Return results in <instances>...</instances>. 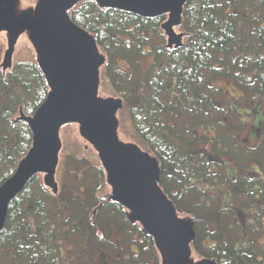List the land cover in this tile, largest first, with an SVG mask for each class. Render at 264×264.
Masks as SVG:
<instances>
[{
  "label": "trees",
  "instance_id": "trees-1",
  "mask_svg": "<svg viewBox=\"0 0 264 264\" xmlns=\"http://www.w3.org/2000/svg\"><path fill=\"white\" fill-rule=\"evenodd\" d=\"M95 1L81 2L70 20L92 33L97 46L108 54V79L123 99L134 132L159 163L163 191L180 213L194 217L193 250L216 264H259L254 248L248 255L246 245L236 246L238 240L229 235L232 228L223 222L229 210L222 208L218 195L209 194L208 202L202 198L194 203L191 199L188 206L185 199L193 192L189 188L198 181L204 184L213 180V167H223L216 160L209 163L208 152L198 146L207 139L226 153L237 146L226 133L228 124L221 125V110L213 99L218 90L214 81L231 78L239 88L264 97V0H186L179 24L182 39L173 44L164 29L167 13L146 16ZM148 44L149 49L145 46ZM1 52L0 188L14 176L32 149V119L52 90L39 61H22L7 72L1 63ZM116 54H125L134 62L135 71L140 69V57L151 55L153 61L147 70L136 71L131 78L121 73L122 79L118 78L128 84L122 88L112 70ZM208 132L224 135L211 137ZM94 170L95 182L89 185L92 191L84 201L81 194L77 196L79 200L72 197L74 203L70 206L61 199L64 192L73 193L64 189L65 183L55 190L47 176H39L44 170L29 178L10 200L0 226V264H86L88 251L73 252L74 248L60 246L68 243L75 247L76 237L86 238L93 246H111L117 264H160L156 238L140 229L122 202L99 197L108 178L103 164ZM254 181L257 183V179ZM195 195L198 200L199 195ZM103 208L110 209L120 226L125 224V231L134 229L137 234L121 233V245L111 241L110 235L101 240L97 228L105 233L112 223L104 221L111 215H102ZM208 238L210 244H206ZM67 252L74 257L72 261L64 256Z\"/></svg>",
  "mask_w": 264,
  "mask_h": 264
},
{
  "label": "rangeland",
  "instance_id": "rangeland-1",
  "mask_svg": "<svg viewBox=\"0 0 264 264\" xmlns=\"http://www.w3.org/2000/svg\"><path fill=\"white\" fill-rule=\"evenodd\" d=\"M52 1L54 2L56 7L59 6V8H65L64 11L70 18L72 9L79 4L81 5V2H83L84 0ZM70 2H72V4H70L69 6H65V4H68ZM95 2L96 4H100V2ZM171 6L176 7L177 3H174V0L171 3L168 0H160L159 3L153 5L151 4V2H149L148 12L158 13L161 11H166L160 13H167L166 22L164 23L166 24V27L164 28L166 32L163 29L162 32H165L168 35H170L169 32H172L174 34L173 35L171 33L172 41L180 42L182 39L181 28L179 27L180 21L178 19V15L170 17L172 12L173 15L175 14V10H168ZM39 13L42 18V22H46L45 19H47V22L51 21L49 19H54L55 11L53 10L51 0H0V50L2 51L1 63H3L5 71L10 72L15 64L17 65L22 61H28L30 59L35 60L36 62L39 61L41 65H44V67L47 66L53 78L57 80V82H55L56 86L54 85L53 90L49 91V96L54 94L55 92H59L57 96L52 97L50 107L48 108V104L46 101V104L44 105L45 107L40 112L41 114L35 124L38 127L43 128V131L39 134L38 137L34 136L33 147L24 159H26L30 155L31 151L36 149L35 142H37V138H49V136L51 135V125H53L54 130L56 124H58L57 121L61 119L60 113L62 114L63 121H65L67 118L77 117L79 120L72 119L63 122L58 127L57 133L53 131L54 136L52 139V146L49 145L51 149L57 153L54 162L55 165L54 167L52 166L53 170L51 169L53 171L54 181L58 183L59 186L61 183H65V188H63L65 190L68 189L70 191H73V193L64 192L61 198L62 202L63 204L70 206L71 203H74L72 197L78 199L77 196L80 194L84 201L86 199L87 193L91 192L93 188V186L89 185L95 182L93 178V175L95 173L94 168L98 165L102 166V164L105 167V171L107 173L106 179L108 178V182H105V190H101L98 195L104 200H112L115 194L114 183L119 186L120 179L124 177V167L121 162L122 160L120 159V157L114 158L113 156V149L115 148L117 143H119V145L121 146V150L123 151L122 153L124 154H127V147L128 149H132V153L135 154L144 153L145 151L147 152V148L145 147L141 138H139L134 132L132 123L128 118V112L126 114L123 99L120 98L119 94L114 91L112 82L108 79L109 74H107L106 70V68L109 67L107 64L108 54H106L105 56L104 49L100 48V51L98 49V46L96 45L98 54L100 55V52L101 54L104 53L103 58L99 57V63L95 61V57L92 58L89 55H86L84 58L83 52L79 47L81 43H76L75 38V36H77L78 38V35L80 34H78V32L73 29H71L70 32L68 26H62L65 25L62 22L59 23L64 28L61 33L58 29H56L52 34V30L46 29L48 23L46 26L45 24H42V27H34L35 32L32 33V25L38 24ZM54 24H56L55 26H57V22H54ZM75 28L78 29L77 27ZM13 31L15 32L14 36L16 38L14 37L15 42L14 48L12 49L13 52L11 53L12 58L10 60V63L7 64L5 60V54H7V50L8 52L10 50V41ZM78 31L83 33L79 29ZM148 36L149 35H147V37ZM55 38L59 40L60 38H62V43L57 42ZM138 40L139 39L137 38L136 42H138ZM53 43H56V45L54 46ZM66 43L68 44V46L66 45ZM145 46L148 49L150 48V44ZM43 54H50L51 60L47 61V63L41 62L44 58ZM81 58H83L82 64L85 66V68L87 63L91 59L93 68L97 69L98 67L99 78L97 79V81L99 85L96 93V100L93 99L92 95H89L90 92L88 88H83L82 93L73 90L78 88L82 83V81L77 78L81 77L84 74L85 70L82 69L81 64L79 63V60H81ZM152 61L153 60L151 55L140 57V69L136 71L140 72L147 70ZM112 62V70L113 72H115L116 78H121V73H123L122 75L128 78L133 77V75L136 73V71L133 70L134 68H136L135 63L132 61L130 62L125 54H116L113 57ZM59 64L62 67L61 71L63 76L60 75L62 81V77H64L65 80H71L69 86L66 84V88L61 86L62 82L59 74H57ZM70 68H74V70ZM254 74L255 73H252L253 76H255ZM134 77H137V75H135ZM119 78L118 80L120 81L121 87L127 88L128 84H126V82H121ZM82 79L85 81V87L86 83L90 82V77L88 75L82 77ZM213 84L218 89L214 94H212L214 101L218 103V107L221 110V125L226 126V124H228L226 133L228 134L230 139L234 138L237 146H235L233 149H229V153H226L224 150L220 151V147L217 149L216 145H214L215 143L211 142V139H207L206 141H204V144H200L198 146L199 148L204 147L208 152L207 157L209 163H214V160H216L220 163V165L222 164L223 167H213L214 172H211V175H213L211 179L213 180L206 182L205 179H203L206 183H208L206 184L204 182L205 186L203 182L198 181V184L196 186L189 188L193 192L189 193L186 197V205L188 206L191 199H194V203H199L200 199L202 198L205 199L204 202H208L207 196L209 194L219 195L221 200L223 199L222 208L229 210V212L226 213L227 215L223 219V222L227 226H230L232 228L229 235L238 240V242L236 241V246L240 245V243L242 244L249 241L251 237V231L253 229V238L251 240H254L258 243L260 242V244H263L262 246H264V206L263 210L261 206V204L264 202L263 194H259L257 197H255V192H259L260 190H255V184L249 182V179L262 173V169L264 168V97H260L259 94H251L248 90L245 91L244 89L239 88L234 84L233 79L231 78H218L214 81ZM122 92L126 94L124 90H122ZM20 93L21 92L19 91V99L21 96ZM29 97L32 98L31 96ZM81 102H86V104L81 105ZM77 104L80 106L78 107ZM67 106H69V108ZM99 107L102 109L97 110L100 109ZM73 108H79L82 113L80 114L79 110H72ZM85 112L96 113L99 120L101 119L102 121H113L115 125V127L113 126L114 129L105 128L102 125L100 127L96 126V124L93 123V120L87 118V114ZM214 119H216V117ZM0 127L2 129V125H0ZM100 128L102 131L100 130ZM212 128L217 130V126H214ZM106 131H108L109 133H107ZM97 135L100 136L98 137ZM213 135H216L217 137L221 136L223 138L224 132H221L219 135H217L215 132H208V136L214 137ZM47 140L48 139H46V143ZM234 141L232 139L233 144H235ZM101 142L105 146L102 147ZM227 144H223V146H226ZM40 148L41 147L39 146V149ZM38 157L39 155H37V158ZM132 159L133 161L140 162L133 166L134 168L145 167V162H141L139 158ZM86 162L91 165L85 164ZM40 163L41 162L39 160L31 159L29 162L27 161L23 166V170H27L28 168L31 169L33 166ZM106 165L113 176L112 180L110 178V173L106 168ZM134 168L130 169L136 172V176H130V180H142V174ZM48 170L49 169L44 170L45 173H40L39 176L44 179V176H47L49 173ZM63 172L64 177L62 176ZM86 174L88 175L85 176ZM56 183L55 185L57 186ZM259 184H261V182H259ZM158 187V182L151 181L148 190L153 191V193L159 194L160 192H158ZM203 189L207 190L209 193L205 192ZM253 190H255V192ZM249 193H252L254 195L250 197L251 194L249 195ZM67 194H70L71 197H68ZM141 194L142 197H144V194ZM195 194L199 195L198 200ZM98 195L95 194L93 195V197L98 200ZM157 197L162 198L163 196L160 193V196L157 195ZM88 200L90 201L91 198H88ZM254 200H256V202H254ZM204 202L202 203V205H204ZM124 205L129 213L133 212V207L128 204ZM228 206L235 208H228ZM109 210V208H103L102 215H107V212L108 214H110ZM240 210H242V212ZM132 214H136V222L138 223L140 229L147 228V222L143 219L141 213L135 212ZM90 216L93 217L92 214H90ZM114 216L115 215L106 216L107 219H105L104 221L112 222L110 223V228L108 226L105 233H102L101 230L99 231V229L97 228V235L98 237H101V240L102 238H104V235H110L111 241H114L116 244L121 245L123 243V240L121 239V233L122 236H125V234L129 236L132 233L137 234V232H134V229H132V231L130 232H127V230L125 231V224L122 223L123 225L120 226L118 224L119 221H117ZM189 216L193 217L192 215ZM189 216L187 214L185 215L179 213L178 217H180V221L178 223L180 225H183V221L191 220ZM236 218H238L239 221H236ZM249 224L251 226V231H249L248 229H244L249 228L250 226H247ZM128 225L130 226L129 223ZM129 226H127L128 230L131 229L129 228ZM215 227L216 223L212 225V229H215ZM188 234H191V231L188 232ZM188 237L189 236H184L181 239L177 238L172 244L171 241L169 242L168 249L171 259H169L167 254H165V252H163L162 250L160 252V249L157 246L159 257L161 260L160 264H195L200 260H205L203 257L198 256L195 253L191 245V240L188 243L189 251H187L186 259L183 257L186 251H184L183 249L181 250L180 248L176 250V247L180 243L184 244ZM165 238L166 235L163 236V239ZM73 241L75 242V247L68 243H60V246H63L66 250L74 248L73 252L76 250L88 251L89 254L87 256V259L85 258L86 264H117L116 261H114V255L110 251L111 246L103 247V244L102 246L98 244L93 246L89 241L86 240V238H84L83 240H79L76 237ZM163 241L164 240H162L161 238L157 240L160 247L161 244H164ZM210 242L211 238H208L206 240V244H210ZM246 248L250 249L249 246H246ZM64 256H66L70 261H72L74 258L72 257V254L69 255L68 252ZM119 256L122 257L121 255ZM262 256L263 254L261 252L259 257ZM211 261L215 263L214 260Z\"/></svg>",
  "mask_w": 264,
  "mask_h": 264
},
{
  "label": "water",
  "instance_id": "water-1",
  "mask_svg": "<svg viewBox=\"0 0 264 264\" xmlns=\"http://www.w3.org/2000/svg\"><path fill=\"white\" fill-rule=\"evenodd\" d=\"M98 2H100V4L102 6H112V7H118V8H122V9H126V10H130L133 12H137L146 16H156L160 13L166 12V11H161L158 13H149L148 12V3L151 2V4H157L160 2V0H129V1H122V0H97ZM163 1V0H162ZM170 3L173 0H168ZM52 2V7L53 10L55 11L54 13V19H49L51 20L50 22H42V18L40 16V13L38 14V24H33L32 25V33H34V27L36 26H40L42 27V24H45L46 29L52 30V34L54 32V30L58 29L59 32L61 33L63 31V27L62 26H68L69 31L71 32V29L75 30L76 32H78V38L77 36H75L76 38V43H81V45L79 46L81 48V51L83 52V56L85 58L86 55H89L90 57L94 58L96 62L99 63V57L100 55L98 54L97 51V47H96V42L93 39V37H91L88 33H86L85 31L81 30L80 28H78L69 18V16L65 13L64 9L65 8H59L55 6L54 2L51 0ZM74 2V1H72ZM72 2L65 4V6H69L70 4H72ZM186 2V0H174V3H177L176 7L171 6L168 10L173 9L175 10V14L173 15V12L171 14V17H174L175 15H178V19L179 21L181 20V13H182V8H183V4ZM65 3V2H64ZM40 11V10H38ZM47 12V11H46ZM173 15V16H172ZM48 17V16H47ZM56 19V20H55ZM178 21V22H179ZM54 22H57V26H55L56 24H54ZM64 23L65 25H60L59 23ZM177 22V23H178ZM77 27L79 30H81L83 33L79 32L78 29H76L75 27ZM16 27V26H13ZM166 27V25H165ZM19 32V30H18ZM170 33V43L173 44L174 42L172 41V32ZM173 34V33H172ZM15 32L13 31L12 33V38L10 41V50L9 52L7 51L6 54V63H10V60L12 58V52H13V48H14V42H15ZM174 35V34H173ZM15 37V38H14ZM54 38V37H53ZM57 42H61L63 41L62 38L57 39L55 38ZM66 41V40H65ZM69 44V42H68ZM68 44L66 43V45L68 46ZM53 45L55 46L56 43H53ZM62 46V44H61ZM68 48V47H67ZM52 50V49H51ZM82 56V54H81ZM43 59L41 62L43 63H47V61L51 60L50 58V54H43ZM47 59V60H46ZM91 59V58H90ZM83 62V58H81V60H79V63L81 64L82 69L84 70V74L81 77H77L78 79H80L82 81V83L79 85L78 88L73 89L79 93H82V89L83 88H88L89 89V95L93 96V99L96 100V93H97V89H98V81L97 79L98 77V67L93 68V64H92V59L87 63L86 68L85 66L82 64ZM79 64V66H80ZM44 68V71L47 75V78L49 82H57V80L55 78H53L51 72L48 70L47 66L44 67V65H42ZM62 67L59 64V67L57 69V74L63 76L62 71H61ZM72 70H74V68H70ZM90 77V82L86 83L85 85V81L82 79V77L88 76ZM49 76V77H48ZM63 81L61 79V85L62 87H67L66 84L69 86V84L71 83V80H65L64 77ZM76 78V79H77ZM53 84V83H52ZM59 92H55L54 94L49 96V99H47V104H48V108L50 107V104L52 102V97L57 96ZM46 104V102L44 103V105ZM82 104H86V102H81ZM42 106L40 108V110L38 111V113L36 114V116L34 117V119H32L33 121V125H34V131H35V136L38 137L40 133H42L43 128L38 127L35 122L37 121L38 117L40 116V112L43 110V108L45 106ZM78 105V104H77ZM109 105V104H108ZM80 105H78L79 107ZM69 108V106H67ZM72 107V106H71ZM100 108V107H99ZM97 109V110H101ZM70 110V109H69ZM72 110H79L80 114L82 113V111L79 108H73ZM91 111V110H90ZM87 114V118L93 120V123L96 124V126H103L105 128H112L114 129L115 125L113 121H102L101 119L99 120L98 115H96V113H91V112H85ZM61 115V119L59 121H57L58 124H56L55 129L53 130V125H51V135L49 136V138H37V142H35V147L36 149H34L33 151H31L30 155L24 159L20 165L19 168L17 170V172L14 174V176L12 178H10L1 188H0V226L3 224L5 217H6V213L8 210V204L10 202V200L12 199L13 196H15L19 191L22 190V188L24 187V185L26 184V182L29 180V178H31L35 173H37L39 170H47L49 169V173L47 175V179L48 182L53 183L54 184V189L57 190V186L55 185V181H54V177H53V168L54 167V162L56 159V155L57 153L51 149V147L49 145L52 144V139H53V131H55V133L58 132V127L63 123L66 122L68 120H72V119H78L77 117H72V118H67L65 121L62 120V114ZM54 120V119H53ZM79 120V119H78ZM81 122V121H80ZM112 123V124H111ZM114 126V127H113ZM101 130V128H100ZM102 131V130H101ZM107 133H109L108 131H106ZM98 137L100 135H97ZM117 138V137H116ZM46 139L47 143H46ZM102 147L105 146L102 142H101ZM39 146L41 147L39 149ZM52 146V145H51ZM121 146L119 145V143H117V145L115 146V148L113 149V156L115 157H120V160L123 164L124 170H123V174L124 177L122 179H120V185L117 186L116 183H114V188H115V194L113 197V200H117L122 202L123 204H128L130 205L132 208V213L135 212H139L142 214L143 219L147 222V228H143L144 231L146 232H150L157 240L159 238H161L162 240H164V244L158 245V242L156 240L157 246L163 252H165V254H167L168 258L171 259L170 255H169V249H168V244L171 241V244L174 242L175 239L177 238H183L184 236H189L186 240V242L184 244L180 243L177 247L176 250H178L179 248L184 251H186V253L183 255V257L186 259L187 258V251L188 250V246H189V241L191 240L192 242V238L195 235L194 232V222H192V220H186L183 221V225H180L178 222L180 221V217H178L179 211L176 207V205L168 198V196L165 194V192L163 191L161 185H160V178H161V169L159 166V163L157 161L156 158L152 157L151 154H149L148 152H144V153H140V154H135L132 153V149H127V154L122 153L123 151L121 150ZM118 153V154H117ZM121 153V154H119ZM131 153V154H130ZM37 155H39V157L37 158ZM126 157V158H124ZM132 158H139V160L141 162H145V167L144 168H134L133 166H135L137 163L140 162H136L133 161ZM31 159H36L39 160L41 163L37 164L35 166H33L31 169H27V170H23V166L26 164V162L30 161ZM112 160V159H110ZM106 168L108 169L109 173H110V178L111 180L113 179V176L109 170V168L106 165ZM130 168H134L136 170H138L141 174H142V180L139 181H131L130 180V176L135 177L136 176V172ZM52 169V170H51ZM151 181H156L159 184L158 187V192H160L162 194V198H158L157 195L160 196L159 194L153 193V191L148 190L149 189V184ZM55 182V183H54ZM144 194V197H142V194ZM129 213V212H128ZM129 214L130 218L131 216H133V214ZM135 222L137 221V216L135 214ZM149 222V225H148ZM191 231V234H188V232ZM165 232V234H164ZM160 233V235H159ZM166 235V238L163 239V236ZM161 243V242H160ZM164 249V250H163ZM195 264H215L213 261H211L210 259H205V260H200L199 262L195 263Z\"/></svg>",
  "mask_w": 264,
  "mask_h": 264
},
{
  "label": "flooded vegetation",
  "instance_id": "flooded-vegetation-1",
  "mask_svg": "<svg viewBox=\"0 0 264 264\" xmlns=\"http://www.w3.org/2000/svg\"><path fill=\"white\" fill-rule=\"evenodd\" d=\"M99 7V6H98ZM112 7V6H111ZM76 8V7H75ZM75 8H73L72 9V12L73 11H76L75 10ZM72 14V13H71ZM71 14H70V16H71ZM70 19H71V17H70ZM72 20V19H71ZM87 31V30H86ZM87 33V32H86ZM88 33H89V35L91 36V37H93V39H95V41H97L96 40V38H94V35L92 34V33H90L89 31H88ZM167 36H168V34H167ZM169 37V36H168ZM101 47H99L98 46V49L101 51V49H100ZM105 53V52H104ZM103 53V54H104ZM40 54V53H39ZM103 54H101V52H100V58H103ZM105 56H106V54H105ZM108 63V62H107ZM104 65V64H103ZM53 83V84H52ZM49 82L48 81V84L50 85V87H52V90H53V86L55 85V82ZM62 85H64V84H62ZM56 86V85H55ZM263 170V172L262 173H260L259 175H256L255 177H253V178H251V179H249V182H251V183H254L255 184V186H256V189L255 190H260L259 192H255V190H253L254 192H255V194H256V196L255 197H257L259 194H263V200H264V187H263V184H264V168L262 169ZM242 171H244V170H242ZM238 172V171H237ZM231 179H233V178H231ZM255 179H257V183L254 181ZM259 182H261V184H259ZM263 188V189H262ZM252 191V192H253ZM251 194V195H250ZM249 195H250V197H252V195H254V194H252V193H249ZM219 196V195H218ZM249 197V198H250ZM220 200H221V198H220ZM257 200V199H256ZM256 200H254V202H256ZM222 202H223V199L221 200ZM226 205H227V203H226ZM222 206V205H221ZM261 206H262V210H263V206H264V202L261 204ZM228 208H235V207H229L228 206ZM225 210H228V209H225ZM241 212H242V210H240ZM129 214H131V213H129ZM260 214H261V212H260ZM259 214V215H260ZM186 215V214H185ZM189 216V215H188ZM190 218H191V220H192V222H194V217H191V216H189ZM237 217V216H236ZM136 217H135V214H133V216H131V219H135ZM236 221H239V219L238 218H236ZM194 224H195V222H194ZM247 226H250V224L249 225H247ZM244 229H248L249 231H251V226L249 227V228H244ZM254 230V229H253ZM253 230L251 231V237H250V240L253 238ZM247 241V242H244V243H242V244H245L246 246H249L250 248H254V249H256L255 251H256V253H257V256H256V258H255V260L257 259L258 260V263L259 264H264L263 262H264V246H262L261 244H260V242L258 243V242H256V241H254V240H251V241ZM247 243H250V244H247ZM240 245H241V243H240ZM240 245H238V247L240 246ZM246 246H245V249L247 250V253H248V255L249 254H252V253H250V249H248V248H246ZM261 252H262V254H263V256L262 257H259V255L261 254ZM204 259H207V258H204Z\"/></svg>",
  "mask_w": 264,
  "mask_h": 264
}]
</instances>
